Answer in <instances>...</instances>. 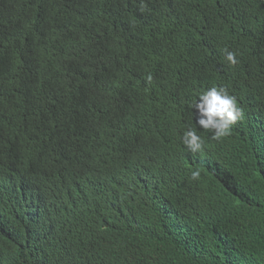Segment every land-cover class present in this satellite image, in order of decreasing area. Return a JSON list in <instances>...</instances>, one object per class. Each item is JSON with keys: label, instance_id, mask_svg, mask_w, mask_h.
I'll use <instances>...</instances> for the list:
<instances>
[{"label": "trees", "instance_id": "obj_1", "mask_svg": "<svg viewBox=\"0 0 264 264\" xmlns=\"http://www.w3.org/2000/svg\"><path fill=\"white\" fill-rule=\"evenodd\" d=\"M211 87L219 140L180 115ZM0 192L35 264H264V0H0Z\"/></svg>", "mask_w": 264, "mask_h": 264}, {"label": "clouds", "instance_id": "obj_2", "mask_svg": "<svg viewBox=\"0 0 264 264\" xmlns=\"http://www.w3.org/2000/svg\"><path fill=\"white\" fill-rule=\"evenodd\" d=\"M226 60L230 66L239 63L235 53L227 52ZM151 82L152 77L148 76ZM199 100H194L190 104V108H183L180 115L194 112L198 118L196 125L206 132L212 133V138L219 140L227 137L231 133L233 125L243 116V109L237 105L235 97L229 94L224 87H211L198 95ZM182 144L186 149L195 154L202 151L204 140L197 134L195 130L189 129L183 134ZM118 158L114 157L115 166L117 167ZM62 163L65 165L67 159L64 157L56 166L57 170L62 172ZM55 167V166H54ZM109 169L106 172L98 173L87 179L90 187L99 191L103 190L106 185ZM65 178L61 181H54V185L62 191L67 190L70 184L69 179L74 174L68 173L64 169ZM200 177L199 171H192L191 178L197 180ZM57 215L64 223V228L72 227V219L81 214L76 210L75 206L65 198L58 204ZM29 224L24 221L15 209L7 203L0 192V264H35L32 262L31 252L32 243L26 239L27 226ZM186 233L188 231L186 230ZM56 240L55 235H51Z\"/></svg>", "mask_w": 264, "mask_h": 264}, {"label": "bare ground", "instance_id": "obj_3", "mask_svg": "<svg viewBox=\"0 0 264 264\" xmlns=\"http://www.w3.org/2000/svg\"><path fill=\"white\" fill-rule=\"evenodd\" d=\"M258 136L260 137V134H259V133H258ZM257 139L259 140V138H257ZM258 140H257V141H258ZM260 146H261V144L259 145V147H260Z\"/></svg>", "mask_w": 264, "mask_h": 264}]
</instances>
